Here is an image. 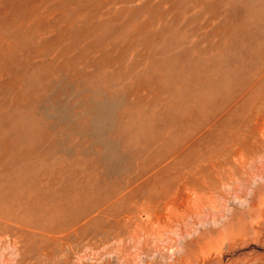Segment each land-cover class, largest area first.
<instances>
[{
  "label": "rangeland",
  "instance_id": "obj_1",
  "mask_svg": "<svg viewBox=\"0 0 264 264\" xmlns=\"http://www.w3.org/2000/svg\"><path fill=\"white\" fill-rule=\"evenodd\" d=\"M0 264H264V0H0Z\"/></svg>",
  "mask_w": 264,
  "mask_h": 264
}]
</instances>
